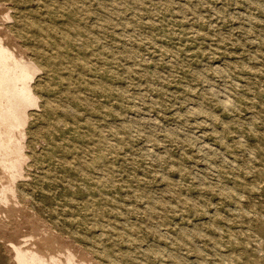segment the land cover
<instances>
[{"label": "rangeland", "instance_id": "374dc122", "mask_svg": "<svg viewBox=\"0 0 264 264\" xmlns=\"http://www.w3.org/2000/svg\"><path fill=\"white\" fill-rule=\"evenodd\" d=\"M0 15L39 67L9 136L23 158L0 264L26 238L88 264H264V0H0Z\"/></svg>", "mask_w": 264, "mask_h": 264}, {"label": "bare ground", "instance_id": "6f19581e", "mask_svg": "<svg viewBox=\"0 0 264 264\" xmlns=\"http://www.w3.org/2000/svg\"><path fill=\"white\" fill-rule=\"evenodd\" d=\"M10 18L8 14L4 16L5 20ZM1 20L0 18V165L9 172L7 176L9 184H4L0 191V203H6L11 200L10 194H15L12 185L15 175L9 170L16 168L14 164L22 162L23 158L22 150L14 145L19 140L14 135L9 136L12 133L17 135V132L20 136L23 135L18 129L25 122L27 108L38 103L39 97L34 92L32 80L39 67L31 61H26L13 49V41L4 32L6 25L1 24ZM38 240L31 241L30 238H26L22 245L14 243V262L16 264H88L87 261L79 262L76 253L70 249L63 252V247H59L57 253L46 252ZM33 243L35 247L31 246Z\"/></svg>", "mask_w": 264, "mask_h": 264}]
</instances>
